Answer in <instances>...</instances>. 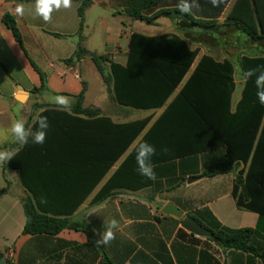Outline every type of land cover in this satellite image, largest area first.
Returning a JSON list of instances; mask_svg holds the SVG:
<instances>
[{"label": "crops", "instance_id": "obj_1", "mask_svg": "<svg viewBox=\"0 0 264 264\" xmlns=\"http://www.w3.org/2000/svg\"><path fill=\"white\" fill-rule=\"evenodd\" d=\"M235 1L223 0L219 11L212 6L210 0H198L200 8H193L190 12L195 19L209 20V17L219 11L216 18L219 22L217 28L192 25L182 15L174 14L163 15L152 23H147L160 26L159 31L139 33L133 26L135 21L140 20L125 12L126 0H92V4L83 13L81 29L77 13L80 0H73L70 9L54 11L51 21L47 23L39 17L33 18L35 0H0V150H15L17 153L23 148L24 153L23 184L16 171L7 167L6 162H0V192L4 190L0 193V253L4 262L263 264L261 259L252 253L223 249L213 238L194 235L181 226L182 218L161 213V209L171 203L182 211L183 216L191 215L200 222H212L205 212L208 211L225 228H257L259 235L253 237L251 243L259 254L264 253V220L256 213L238 208L232 196L236 170L201 178L203 172L212 164L223 161L224 148L155 164L153 166L157 179L153 181L135 172L131 167L118 172L120 164L140 137L131 143L103 175L100 168L87 164L55 165L57 155L48 151L54 146L48 142V137L54 132L51 126L56 123L53 119L47 118L49 127L46 129L47 135L42 145L34 144L30 137L28 144L21 146L12 143L10 136L4 135L18 115L23 116L31 125L33 118L45 108H60L49 102L45 94L49 97L68 96L75 103V97L85 87L82 108L96 110L98 116L80 118L88 123L97 122L75 124L64 120L68 126L64 131L74 139L77 135H82L79 142L84 149L80 155L85 158L113 155L119 144L118 134L109 124L100 121L102 117L108 118L114 125L127 124L149 115H153L155 119L162 109L140 110L145 111V115L133 118L130 112L133 108L115 102L111 81L104 80V76H108V70L101 75L89 57L74 60L69 65L62 62L74 55L80 42L88 52L97 56L105 55L109 61L124 66L132 33L147 37L177 35L186 41L190 50L199 51L195 63L203 55L218 62L230 61L236 70V91L232 95L234 107L240 98L243 84L239 69L241 57L264 58V39L252 41L232 26L224 24ZM179 2L180 0H165L142 13L150 16L161 9H178ZM18 4L25 6L23 16L15 13ZM5 14L14 18L21 36V46L3 24L2 17ZM162 18L169 19L170 24H162ZM200 28L210 29L213 33L207 36ZM221 29L224 30L220 31ZM230 35L239 42L227 40ZM95 44L99 47H94ZM215 44L229 45L235 49L243 48L244 51L238 54L237 60L236 57L225 54L216 56L213 53ZM30 61L34 62L45 77L46 87L39 92L34 89L41 86V79ZM89 61L97 72L95 83L99 93L98 99L90 102L87 101V85L83 71L84 64ZM192 70L193 67L189 73ZM17 109L20 110L19 114ZM35 129L36 126L33 125V131ZM74 139L73 142L64 144L65 147L70 150L75 147ZM106 151L109 153H105ZM113 175H117L116 181L120 184L110 188L106 183ZM191 179L194 181L190 182ZM145 181H150L149 185H140ZM27 200L35 204L41 214L67 219L78 224L80 228L63 229L56 235L24 234L26 218L23 205ZM113 218L119 222L115 239L107 246L98 247L95 240L103 233L104 222Z\"/></svg>", "mask_w": 264, "mask_h": 264}, {"label": "trees", "instance_id": "obj_2", "mask_svg": "<svg viewBox=\"0 0 264 264\" xmlns=\"http://www.w3.org/2000/svg\"><path fill=\"white\" fill-rule=\"evenodd\" d=\"M163 1L165 0H126L124 10L131 17L146 23H152L163 15L179 14L192 25L204 28L219 26L216 20L217 13L224 2L219 7H215L219 11L209 17V20L195 19L190 13L184 14L178 9H161L150 16L143 15L144 10L156 7ZM91 4L92 0H80L77 10L80 29L83 13ZM2 22L21 46V36L14 18L5 14ZM225 22L224 24L232 26L252 41L264 39V0H236ZM198 52V50H190L186 41L177 35L147 37L132 33L126 64L122 66L109 61L105 55L97 56L88 52L79 42L74 55L62 63L69 65L74 60L89 57L101 75L108 70V76H104V80L111 81L113 97L117 104L136 110L162 109V111L153 121V115H149L140 120L118 125L102 117L101 122H106L112 130L117 131L119 138L117 151L111 156L103 154L88 159L80 155L84 149L79 142L82 135H77L74 139L64 131L68 127L64 120H70L75 124H86L88 121L80 116L92 118L98 116L96 110L82 108L84 87L75 97L70 112L47 107L40 113L56 122L51 126L54 130L53 134L48 137V142L54 145L48 151L57 155L54 164H87L100 168L104 175L139 137L133 149L120 164L118 172L131 167L139 173L136 161L137 149L145 142L156 149L155 156L150 160L152 165L224 148L223 161L212 164L203 172L201 178L236 170L232 190L236 206L256 213L264 220V105L260 104L256 96L255 78L245 81L242 75L250 68L258 66L264 68V58L241 57L239 69L243 84L240 98L232 107V95L236 91L235 67L228 60L218 62L207 55H203L195 63ZM30 62L41 79V86L34 89L39 92L46 87L45 77L34 62ZM192 67L193 70L189 73ZM177 89L179 90L176 92ZM94 122L97 121L88 124ZM73 139L76 140L74 141L76 145L70 150L64 144L73 142ZM23 154L21 148L12 160L6 161L7 167L18 173L22 184L24 183ZM115 176L117 175H113L106 183L108 187L120 184ZM149 183L150 181H145L140 185H149ZM23 208L26 218L24 234L56 235L63 229L80 228L78 224L67 219L41 214L39 208L30 200L25 201ZM205 212L212 222H200L190 216L212 233L213 239L220 247L252 253L264 264V253L259 254L251 243L253 237L259 235L257 228L228 229L221 226L208 211ZM1 258L3 255L0 253ZM3 264L13 263L5 261Z\"/></svg>", "mask_w": 264, "mask_h": 264}, {"label": "clouds", "instance_id": "obj_3", "mask_svg": "<svg viewBox=\"0 0 264 264\" xmlns=\"http://www.w3.org/2000/svg\"><path fill=\"white\" fill-rule=\"evenodd\" d=\"M213 7H219L223 0H210ZM73 6V0H35L34 2V17L41 18L44 22H50L54 11L61 9H70ZM177 8L181 13L188 14L193 8L199 9L200 4L198 0H180L177 4ZM15 13L19 16L25 14V6L18 4L15 8ZM245 81L251 78L254 79V84L257 89L256 96L260 104L264 105V68L255 67L250 68L242 73ZM49 102L60 106L62 111H71L74 103L73 99L64 95H56L49 97L45 94ZM19 109L17 113L19 114ZM33 125L36 126L33 131ZM48 119L46 116H42L39 113L33 118L32 124L29 125L28 121L19 116L15 118L4 135L12 138V143L19 144L21 146L28 144L31 137L34 144H43L46 139V129H48ZM156 149L154 146L148 143H141L137 149L136 161L138 164V171L142 176L147 177L150 180L155 181L157 179L154 166L151 164V157L155 156ZM15 155V150H0V162H8L12 160ZM119 229V222L113 218L106 223L104 222V231L100 235V238L95 240V244L99 246H107L115 239V230Z\"/></svg>", "mask_w": 264, "mask_h": 264}, {"label": "rangeland", "instance_id": "obj_4", "mask_svg": "<svg viewBox=\"0 0 264 264\" xmlns=\"http://www.w3.org/2000/svg\"><path fill=\"white\" fill-rule=\"evenodd\" d=\"M152 12H154V10H152ZM146 15L149 16V14H146ZM160 22H162V24H170V21L167 18H162ZM133 29L139 33H155V32L160 30V26H154V25H149V24L141 22V21H135ZM200 29L204 30L207 33V34H205L207 36H209L210 34L213 33V32H211L210 29H202V28H200ZM222 30H224V29H221L220 31H222ZM95 31L97 32L98 29L96 28ZM98 34H99V32H98ZM221 36H223V35H221ZM226 39L229 41L231 40V42H233V41L239 42V40L235 39V37H233V35L228 36ZM222 42H225V41L222 40ZM93 46L96 48L99 47L97 44H95ZM242 51H244L243 48L235 49L229 45L215 44L213 53L216 56H217V54H223V55L225 54L227 56H232V58L236 57L235 59L237 60L238 54L242 53ZM83 71L85 74L86 85H87V101L90 102L93 100H97L99 97V93L97 92L96 83H95V78L97 76L96 75L97 72H96L93 64L91 63V61L84 64ZM236 80H238V74L236 76ZM130 110H131L130 112L133 114V118L137 119V118H141L145 115V111L134 110V109H130ZM153 119H154V116H153Z\"/></svg>", "mask_w": 264, "mask_h": 264}, {"label": "water", "instance_id": "obj_5", "mask_svg": "<svg viewBox=\"0 0 264 264\" xmlns=\"http://www.w3.org/2000/svg\"><path fill=\"white\" fill-rule=\"evenodd\" d=\"M190 182L194 181V179L189 180ZM161 213L164 215L173 216L176 218H182L181 226L191 232L194 235L199 237H208L213 238L212 233L198 223L194 218L189 215L183 216L182 211L179 210L176 206L171 203H167L162 209ZM4 263V258L0 259V264Z\"/></svg>", "mask_w": 264, "mask_h": 264}]
</instances>
